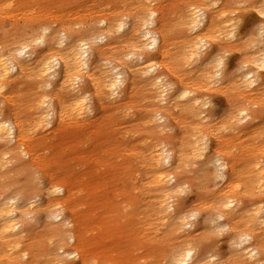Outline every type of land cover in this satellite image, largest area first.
<instances>
[{
	"label": "bare ground",
	"instance_id": "bare-ground-1",
	"mask_svg": "<svg viewBox=\"0 0 264 264\" xmlns=\"http://www.w3.org/2000/svg\"><path fill=\"white\" fill-rule=\"evenodd\" d=\"M157 1L137 0L129 11L130 19L107 15L84 32L53 29L33 20L19 40L0 49V264H67L69 245L73 256L79 257L76 264H98L104 256L96 254L105 253L110 245L119 250L118 264H129L127 243L115 236L114 224L104 220L118 205L108 198L106 184L93 185L103 180L105 173L111 182L116 181L121 175L117 164L96 171L95 178L85 185L80 211L73 205L75 192L67 181L51 177L45 184L35 172L34 168L50 175L28 138L35 132L45 141L50 134L65 132L82 143L89 125L95 143L102 142L113 134L108 131L107 115L94 118L95 111L112 108V116L129 117L135 106L133 98L143 90L144 94L148 91L147 97L150 92L147 102L152 108L142 118L148 126L167 117L202 119L199 107L206 104L203 89L219 83L218 90L226 93L229 106L219 125H201L192 131L181 127L179 136L164 137L170 146L156 144L149 150L145 159L151 178L147 189L156 191L154 210L167 229L144 246L158 251L151 264H227L207 255V245L197 252L188 236L180 238L190 225L189 214L170 200L187 185L183 177L187 161L202 157L200 167L213 165L214 177L223 180L221 187L208 188L203 194L209 196L207 218H225L222 229L229 232L230 261L264 263V219L258 215L264 209V194H254V182L260 187L264 179V165L258 159L264 154V125L259 121L264 116V0H251L259 23L247 39L234 44L241 59L235 72L223 78L219 51L236 38V17L230 14L234 11L230 4L245 0H180L170 13L173 24ZM172 34L180 39L178 46L173 45ZM211 40L221 44L212 57L202 56L203 47ZM38 45L43 48L37 49ZM195 62V73L184 72ZM169 75L176 87L168 95L170 82L164 77ZM4 104L10 106L6 113ZM227 130L253 141L239 148L238 154L230 152L239 143L227 138ZM120 145L116 143L114 149ZM210 146L212 153L208 154ZM100 148L107 152L112 147ZM27 156L29 160L24 161ZM11 163L16 166L12 172L6 170ZM90 169L95 172L97 167L91 165ZM17 175H25L26 182L18 183ZM120 193L130 209L138 208L139 194ZM42 195L45 200L39 205ZM39 214L43 223L32 230L27 218L38 222ZM251 218L258 223L257 229ZM83 222H96L97 234L86 237Z\"/></svg>",
	"mask_w": 264,
	"mask_h": 264
},
{
	"label": "rangeland",
	"instance_id": "rangeland-1",
	"mask_svg": "<svg viewBox=\"0 0 264 264\" xmlns=\"http://www.w3.org/2000/svg\"><path fill=\"white\" fill-rule=\"evenodd\" d=\"M136 1L0 0V49L6 43L9 45L11 40H19L24 27H27L28 23L33 20H37L41 24L48 25L53 29L61 28L83 31L86 30L87 26L99 22L101 17L107 15L112 17V15L118 14L119 18L130 19L128 14ZM179 2L180 0L157 1V3L162 5V12L166 15L170 24H173V19H171L172 14L170 13L174 7L179 5ZM250 4L251 0H245L234 5L230 4V9L234 10L230 14L236 17V38L232 39L227 47L219 51V54L223 55L221 78L233 74L237 63L241 59V52L234 44L238 40L242 41L247 39L259 23V17L251 8ZM116 37H120V34H117ZM179 40L175 34H172L173 45L178 46L180 43L178 42ZM220 44L217 40H211L203 47L202 56L212 57L214 50ZM41 48H43L42 45L37 46V49ZM197 67L198 62H195L191 67L188 69L185 67L183 70L184 72L194 70L193 73H195ZM192 71L189 74H193ZM171 76L164 77L166 82H170L168 84V95L176 87V84L171 82ZM219 86L220 83L214 85L212 88L203 89L206 104L199 107L201 116L203 117L202 119L194 116H190L187 119L167 117L163 121H159L156 124L158 126H148L145 124V119L142 118L145 116L147 109L152 108L150 103L148 104L147 102L150 92L147 97L148 91L146 90L147 93L144 94L145 90H143L133 98V104L135 106L130 109L129 117L124 118L121 114L112 116V108H107L104 111L97 109L95 111L96 115L94 118L103 115V113L107 115L109 119V124L107 125L108 131H112L113 134L111 137L103 139L102 142L98 141V143H95L94 139L90 136L91 129H89V125L85 126L87 127L85 131L87 134L84 136V142L82 143L75 142L74 138L65 135V132H55L50 134L49 138H45V141H41L40 134L33 132L28 138L29 144L34 149L35 156L38 157L43 167L48 168L50 175H48L47 171L34 168L35 172L39 173L41 180L45 184H48L51 177H54L57 181H62V179L67 181L75 192V203L73 205L81 211L83 210V205L80 203L85 193L83 191L85 190V185L89 184L95 178L96 171L104 168L112 169L113 165L117 164L121 175L116 177V181L111 182V178L105 173L104 175L101 174L103 180H100V182L94 181L93 184L94 186L106 184L108 198L118 205V211L109 213L107 217L105 216L104 220L106 218L110 220V223L114 224L113 231L115 236H119L123 243H127L126 253L131 257L129 264H151L153 263L152 258L157 256L158 251L155 249L149 250L144 246L145 242L155 241L154 239L160 237H157V233H163L167 228L164 227L163 221L158 219L159 217H157L154 210L153 200L156 191L154 189H147L151 178L149 170L145 166V159L148 157L149 150L153 145L170 146L164 137L173 135V133L179 136L180 134L178 132L181 127L192 131L193 127L198 128L201 125H219L221 119L229 109L226 93L218 90ZM3 107L5 113L8 112L10 106L4 104ZM254 108H258V106H254ZM259 121L264 125V116ZM62 129L65 130V127ZM225 135L234 143H239L238 147H233L232 149L230 146L228 147L230 148V152H235L236 154H238L239 148L253 141L249 136L241 137L237 131L227 130ZM212 138L210 137L209 145L214 141ZM116 143L121 144V147L115 150ZM101 145L112 148H108V151L105 152L100 148ZM211 146L207 150L208 154L212 153ZM75 151L77 152L74 153ZM258 159L264 165V154L259 155ZM28 160V156L24 157V161ZM202 160V157H198L187 161L188 164L183 172V177H185L187 185L184 190H180L174 195H171L172 198L170 200L172 204L174 206L177 204L182 205L189 214L190 225L185 228L180 238H186L188 236L190 245L194 246L197 252H201V249L203 250L204 246L207 245L205 247V253L207 255L213 254L216 260L227 261V264H235V262L230 261L232 258L228 242L229 232L228 230L222 229V225L225 224V218L217 217L214 221H210L207 218V205L205 203L209 196L203 194L208 188L214 189L221 187L223 180L221 177H214L213 165L210 164L200 167ZM113 162L115 164L111 165L110 163ZM91 165L97 167L95 172L91 171ZM168 166H172V160ZM15 167V163H11L7 165L6 170L12 172ZM16 181L20 184L26 182L25 175H17ZM254 184V194H264V179L262 180L263 185L261 184L260 187L255 182ZM213 185L214 187H212ZM120 190H125L132 195L139 194L140 202L137 209H130L129 203L122 202L124 195L120 193ZM40 198H38L37 202L39 205L45 200L43 195ZM247 206L254 208V206ZM170 211H173V208ZM252 212L250 214L247 212V214L252 215ZM258 215L264 219V209L260 210ZM41 216L42 214H39L40 218L38 222L27 218V222L33 224L32 230L40 227L43 223V220H40L42 218ZM249 217L251 216L247 218ZM251 222V224H255L254 228L257 229L259 227L253 218H251ZM83 230L86 237L96 235L98 232L97 223L92 222L87 224L83 222ZM66 251L70 253L66 258L67 264H76V261H79V257L73 256V253H71L73 251L71 245L67 247ZM118 252L119 250L114 245H110L105 248V253L100 252L96 254L104 256L99 261H96V263L118 264L121 260ZM54 255L56 256L57 253ZM52 257L54 256L52 255Z\"/></svg>",
	"mask_w": 264,
	"mask_h": 264
}]
</instances>
